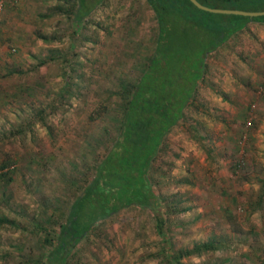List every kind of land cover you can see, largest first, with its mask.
<instances>
[{"label":"rangeland","instance_id":"374dc122","mask_svg":"<svg viewBox=\"0 0 264 264\" xmlns=\"http://www.w3.org/2000/svg\"><path fill=\"white\" fill-rule=\"evenodd\" d=\"M66 1L9 0L0 16V264H173L201 244L178 264H264L260 23L208 56L150 169L161 207L110 216L51 258L117 135L119 84L138 78L156 32L144 0H104L75 34Z\"/></svg>","mask_w":264,"mask_h":264},{"label":"trees","instance_id":"16d2710c","mask_svg":"<svg viewBox=\"0 0 264 264\" xmlns=\"http://www.w3.org/2000/svg\"><path fill=\"white\" fill-rule=\"evenodd\" d=\"M103 1H66L65 10L75 34L83 20ZM144 1L156 20L153 50L141 66L138 78L119 84L121 117L117 135L95 163L92 176L71 203L65 220L62 218L58 223L56 251L51 256L56 262L57 253L65 261L67 257L61 254L64 247L71 242L76 244L100 221L131 208L161 207L153 190L150 169L168 133L180 124L185 110L196 99L207 72L208 56L245 30L249 23L264 24V16L211 13L198 9L189 0ZM198 1L211 8L264 10V0ZM154 222L157 231L162 230L163 213L157 214ZM205 247L201 244L180 251L174 255L173 264H178L182 256L194 249ZM38 262L44 263L38 260L35 264Z\"/></svg>","mask_w":264,"mask_h":264},{"label":"water","instance_id":"95a60500","mask_svg":"<svg viewBox=\"0 0 264 264\" xmlns=\"http://www.w3.org/2000/svg\"><path fill=\"white\" fill-rule=\"evenodd\" d=\"M194 6L198 9L211 12V13H221V14H232V15H241L247 17H256V16H264L263 11H246V10H239V9H223V8H211L201 4L198 0H189Z\"/></svg>","mask_w":264,"mask_h":264},{"label":"built area","instance_id":"2783aa9c","mask_svg":"<svg viewBox=\"0 0 264 264\" xmlns=\"http://www.w3.org/2000/svg\"><path fill=\"white\" fill-rule=\"evenodd\" d=\"M8 1L9 0H0V16L2 15ZM263 262H264V254H263Z\"/></svg>","mask_w":264,"mask_h":264}]
</instances>
